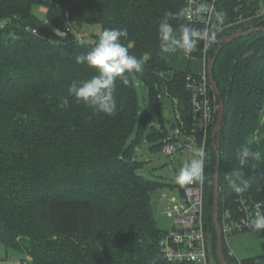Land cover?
<instances>
[{
	"label": "trees",
	"instance_id": "obj_1",
	"mask_svg": "<svg viewBox=\"0 0 264 264\" xmlns=\"http://www.w3.org/2000/svg\"><path fill=\"white\" fill-rule=\"evenodd\" d=\"M40 5L48 8V20L57 30L66 32L76 24L75 30L65 38L57 35L35 16ZM185 7L186 0H0V241L8 250L23 252L34 264H173L160 247L169 231L159 225L154 205L161 187L140 174L135 148L145 136L153 150L164 148L155 146L156 140H181L171 139L164 125L161 131L150 127V114L140 113L137 87L148 90L160 116L159 93L166 91L177 116L171 129L193 134L189 72L171 70L160 54L159 26L166 20L173 32L188 27L201 34L188 55L202 58L204 30L186 20ZM218 7L216 22L226 29L214 40L212 56L219 40L264 28V17H256L264 0H218ZM94 23L102 24L103 31L126 30L121 42L144 61L142 72L124 74L127 85L117 78L112 116L94 114L69 93L73 81L97 75L95 68L76 62L100 39L90 40L87 28ZM84 27L88 34L79 39ZM214 80L225 101L221 216L225 208H237L241 195L264 204V30L223 45ZM63 99L68 106L62 109ZM214 126L204 164L205 227L218 262ZM244 147L260 152L261 160L241 165L238 154ZM237 172L244 179L255 178L242 194L233 192L226 179H235ZM44 224L50 226L46 233ZM253 231L264 236V229ZM224 248L229 264H237L225 240Z\"/></svg>",
	"mask_w": 264,
	"mask_h": 264
},
{
	"label": "built area",
	"instance_id": "obj_2",
	"mask_svg": "<svg viewBox=\"0 0 264 264\" xmlns=\"http://www.w3.org/2000/svg\"><path fill=\"white\" fill-rule=\"evenodd\" d=\"M243 2L244 0H233ZM186 20L199 26L204 30V44L202 49V59L204 60V72L201 75L187 74L186 84L191 95L192 114L194 121V131L189 136L188 141L167 142L164 150L169 155H173L185 150H196L203 160L202 178L195 179L186 186L184 197L175 208L178 214L172 227L163 237L160 243L164 259L173 264H220L210 253L209 237L205 227V178L204 164L207 151V144L210 130L216 123V114L219 112V105L210 84L208 76V60L212 56L214 40L226 28L220 27L218 21L219 7L218 0H186L185 7ZM256 17H264V9L256 14ZM237 22L236 24H239ZM75 30L70 25L63 38ZM36 32V31H34ZM87 35L84 32L78 33V38L83 39ZM216 117V118H215ZM202 138L201 144L198 138ZM203 153L201 156L200 153ZM237 208H225L220 216V223L223 230L224 240L227 237L242 232L256 230L253 221L256 213H264V204L256 202L249 197L241 195L237 200ZM229 256L235 258L229 251ZM237 264H243L237 260Z\"/></svg>",
	"mask_w": 264,
	"mask_h": 264
},
{
	"label": "rangeland",
	"instance_id": "obj_3",
	"mask_svg": "<svg viewBox=\"0 0 264 264\" xmlns=\"http://www.w3.org/2000/svg\"><path fill=\"white\" fill-rule=\"evenodd\" d=\"M34 14L40 21L50 28L57 35L63 37V32L57 30L55 26L48 20V8L45 6H37L34 8ZM69 12L66 13V18L69 20ZM72 16H70L71 18ZM76 19V18H75ZM78 22H82L76 19ZM75 20V21H76ZM74 24V23H73ZM76 24L72 25L75 27ZM76 28V27H75ZM87 28V27H86ZM84 27V35H87L88 29L90 33V40H96L97 37H101L103 33V26L100 23H94ZM86 29V30H85ZM204 60H193L191 66L198 68L201 72L204 70ZM137 93L139 97L140 113L150 114L152 121L150 127L154 126L159 131L164 127L170 133L171 139L178 138L181 141H185L186 137H183L180 130L173 131L171 129L170 122H177V116L174 108L173 101L170 99L166 91L159 93V112L153 107L148 90L144 86L138 85ZM163 119V122H162ZM169 141V138H162L156 140L155 146L164 145ZM136 161L141 163L140 174L149 182L154 185L160 186L158 194L159 198L155 199L156 215L159 225L162 228L170 229L173 221L177 218L178 214L175 212V208L181 202V191L184 187H181L176 183V175L180 168L184 167L191 160H200L196 150H185L175 154L169 155L165 152L164 148L160 150H153V145L149 143L148 136L142 140V143H138L135 148ZM217 154V153H216ZM195 180V179H194ZM193 180V181H194ZM192 181V182H193ZM191 182V183H192ZM190 183V184H191ZM188 184V185H190ZM187 186V185H186ZM157 196V195H156ZM50 226L43 225V231L46 233L50 229ZM81 240L75 238V241ZM93 240V239H91ZM226 246L230 251L235 254L237 258H243L246 256H253L259 258L260 261L264 259V236L260 235L257 231H247L239 234L230 235L226 239ZM214 257V256H213ZM258 260H256L257 263ZM0 264H34L27 256L18 250H8L5 245L0 241Z\"/></svg>",
	"mask_w": 264,
	"mask_h": 264
},
{
	"label": "clouds",
	"instance_id": "obj_4",
	"mask_svg": "<svg viewBox=\"0 0 264 264\" xmlns=\"http://www.w3.org/2000/svg\"><path fill=\"white\" fill-rule=\"evenodd\" d=\"M173 29L165 20L159 26L161 49L164 52H175L178 48L185 54H190L196 47L197 39L201 34L195 30L184 27L179 38L172 35ZM126 30L106 29L103 31L96 46L86 55L76 57L78 64H87L97 70V75L91 79L77 83L73 81L69 87V93L78 101L82 100L90 107L94 114L103 113L108 116L115 115L117 111V100L114 96L115 82L118 77L123 78L127 85L129 80L125 73H140L143 70V59H138L129 54V49L121 42L126 37ZM62 109L68 106V100L63 99L59 105ZM202 156L203 153L201 152ZM241 165L250 159L261 160V153L244 147L238 154ZM203 160H191L180 168L176 175V183L181 187L190 184L194 179L202 178ZM235 179L226 176L229 186L236 194L248 191L255 178L244 179L240 173H235ZM256 230L264 229V213L257 212L253 221Z\"/></svg>",
	"mask_w": 264,
	"mask_h": 264
},
{
	"label": "water",
	"instance_id": "obj_5",
	"mask_svg": "<svg viewBox=\"0 0 264 264\" xmlns=\"http://www.w3.org/2000/svg\"><path fill=\"white\" fill-rule=\"evenodd\" d=\"M263 31L264 28H257L252 27L249 31H239L237 33L232 34L231 36H228L224 39H221L217 42L219 48L216 51L214 56H211L208 60V76L210 84L214 90V93L216 95L218 105H219V113L218 117L213 129L212 134V146L213 149L217 153V161H216V167H215V175H214V188H213V197H214V203H213V221L215 226V231L217 235V259L220 264H229L227 261L226 255H225V248H224V236H223V230L220 223V198H221V187H220V174H221V143H220V136L223 130V124L225 119V101L223 99V96L221 94V91L219 90L217 84L214 80V67L217 61V58L219 54L222 51V46L232 43L237 39H240L242 37H247L254 32L257 31ZM165 77L167 79H171V74H166ZM174 130L176 129L175 124H173Z\"/></svg>",
	"mask_w": 264,
	"mask_h": 264
},
{
	"label": "crops",
	"instance_id": "obj_6",
	"mask_svg": "<svg viewBox=\"0 0 264 264\" xmlns=\"http://www.w3.org/2000/svg\"><path fill=\"white\" fill-rule=\"evenodd\" d=\"M181 33L182 32H173L172 35L176 38H179ZM160 54H161L162 58L166 60L168 67L173 71L189 72V73H192L195 75H201L204 72V70H203V72H201L200 70H198V68H193L191 66L192 61L198 59V57L191 58L188 54H185L184 51L179 49V48L175 52H164L160 48ZM199 60L203 61L202 58H199ZM203 64H204V62H203ZM180 133L183 137H186L185 141H188L189 136L183 135L181 130H180ZM159 196L160 195L157 193L156 198H159ZM182 197H183V193L181 191V198ZM228 250L230 251L229 247H228ZM233 255L235 256L234 253H233ZM235 259L240 260V261L251 259V260H253L252 264H264V260L260 261L259 258H257V257L254 258L251 255L243 257V258H237L235 256ZM256 260H258L257 263H256Z\"/></svg>",
	"mask_w": 264,
	"mask_h": 264
}]
</instances>
